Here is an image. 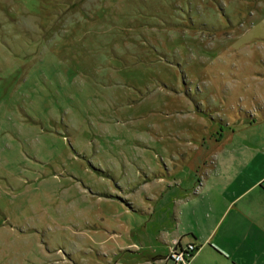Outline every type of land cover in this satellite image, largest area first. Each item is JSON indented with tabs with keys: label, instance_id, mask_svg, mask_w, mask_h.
<instances>
[{
	"label": "rangeland",
	"instance_id": "374dc122",
	"mask_svg": "<svg viewBox=\"0 0 264 264\" xmlns=\"http://www.w3.org/2000/svg\"><path fill=\"white\" fill-rule=\"evenodd\" d=\"M257 103L264 0H0V264L168 255L203 139Z\"/></svg>",
	"mask_w": 264,
	"mask_h": 264
},
{
	"label": "crops",
	"instance_id": "0c3cea01",
	"mask_svg": "<svg viewBox=\"0 0 264 264\" xmlns=\"http://www.w3.org/2000/svg\"><path fill=\"white\" fill-rule=\"evenodd\" d=\"M234 113V121L203 139L181 208L157 230L165 249L198 247L189 264H264V105ZM117 250L109 264H173L168 255Z\"/></svg>",
	"mask_w": 264,
	"mask_h": 264
},
{
	"label": "built area",
	"instance_id": "2783aa9c",
	"mask_svg": "<svg viewBox=\"0 0 264 264\" xmlns=\"http://www.w3.org/2000/svg\"><path fill=\"white\" fill-rule=\"evenodd\" d=\"M197 250L198 247L193 243L184 246L174 243L169 248L168 258L172 260L173 264H189L190 259Z\"/></svg>",
	"mask_w": 264,
	"mask_h": 264
},
{
	"label": "flooded vegetation",
	"instance_id": "af4514ba",
	"mask_svg": "<svg viewBox=\"0 0 264 264\" xmlns=\"http://www.w3.org/2000/svg\"><path fill=\"white\" fill-rule=\"evenodd\" d=\"M175 244H177V245H179V246L182 245V244H180V243H175ZM187 244H188V243H187ZM187 244H184V245H187ZM184 245H183V246H184ZM167 258H168V256H167ZM168 259L171 260L170 258H168ZM171 261H172V260H171Z\"/></svg>",
	"mask_w": 264,
	"mask_h": 264
}]
</instances>
